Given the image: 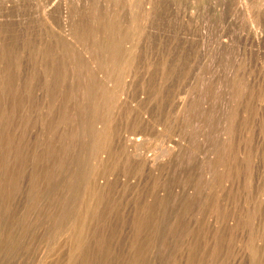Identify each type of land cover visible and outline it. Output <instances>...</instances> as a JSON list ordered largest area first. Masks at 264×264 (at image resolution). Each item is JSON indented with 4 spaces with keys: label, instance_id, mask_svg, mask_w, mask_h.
<instances>
[{
    "label": "rangeland",
    "instance_id": "rangeland-1",
    "mask_svg": "<svg viewBox=\"0 0 264 264\" xmlns=\"http://www.w3.org/2000/svg\"><path fill=\"white\" fill-rule=\"evenodd\" d=\"M0 264H264V0H0Z\"/></svg>",
    "mask_w": 264,
    "mask_h": 264
},
{
    "label": "bare ground",
    "instance_id": "bare-ground-1",
    "mask_svg": "<svg viewBox=\"0 0 264 264\" xmlns=\"http://www.w3.org/2000/svg\"><path fill=\"white\" fill-rule=\"evenodd\" d=\"M133 137H134V136H133ZM134 138H135V137H134ZM132 139H133V138H132ZM132 139H131V140H132ZM139 139H140V138H139ZM128 140H130V139H128ZM141 140H142V138H141ZM138 145H139V144H138ZM135 149H136V148H135ZM168 149H169V148H168ZM138 150H139V149H138ZM139 152H140V151H139ZM139 154H140V153H139ZM145 158H146V157H145ZM150 159H151V158H150Z\"/></svg>",
    "mask_w": 264,
    "mask_h": 264
}]
</instances>
